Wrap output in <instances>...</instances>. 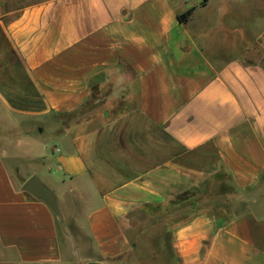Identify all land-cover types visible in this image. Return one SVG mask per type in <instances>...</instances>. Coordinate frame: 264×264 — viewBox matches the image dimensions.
Here are the masks:
<instances>
[{"label":"crops","instance_id":"1","mask_svg":"<svg viewBox=\"0 0 264 264\" xmlns=\"http://www.w3.org/2000/svg\"><path fill=\"white\" fill-rule=\"evenodd\" d=\"M2 126L0 264H136L184 196L173 264H264V0H0ZM32 176L94 257L21 190Z\"/></svg>","mask_w":264,"mask_h":264},{"label":"rangeland","instance_id":"2","mask_svg":"<svg viewBox=\"0 0 264 264\" xmlns=\"http://www.w3.org/2000/svg\"><path fill=\"white\" fill-rule=\"evenodd\" d=\"M225 32V39L228 40L227 42H232V39L234 38L231 35V32L229 33L228 30H224L223 32L220 30H216L212 32L211 36V51L212 53H215L216 55H220V57L227 59L229 55L232 53L233 49L231 48H225V49H216V52H214V44L219 42L220 38L222 37V33ZM246 40H252L254 38V34L252 32H245ZM238 43H242L241 41H238ZM226 46V44H225ZM230 47V46H229ZM244 47V45H238L236 46V49H241ZM252 49H249V51ZM257 49H254L251 51V56L258 55ZM233 54V53H232ZM231 54V55H232ZM93 100L86 106H84L81 110H79L77 113L73 114L68 119H65V123L69 124L77 120V118H85L87 116H90L94 113L95 106L93 105ZM121 109H124V106L120 107ZM122 111V110H119ZM118 111V112H119ZM11 127L8 125L4 127V131L6 129H10ZM3 129V126L2 128ZM16 163L21 165V174L24 175V177L30 173V171L35 170V165L33 162H31L28 158L27 159H20L19 161H16ZM133 175V174H132ZM130 175H128L129 177ZM192 201L186 199V196L182 197L180 201H176L175 205L167 207L165 213L159 215L158 222L153 221V223L146 225L144 224L142 228V231L144 230H150V234H146L142 238H140L137 241L138 247L141 249V252L138 256L135 257L134 261L136 264H173L171 253H170V232H169V225L175 221L177 218L184 219L187 215V212H189L192 209ZM181 216V217H180ZM74 217L77 219V222L73 223L72 221H68V223H62L63 230L61 229V232L67 236H71V242L79 248H84L86 250V255L88 257H94L91 254V244L88 238L82 235L80 227L81 223L78 222L81 219L80 214H75ZM61 233V236H62ZM69 235H68V234ZM63 238V236H62Z\"/></svg>","mask_w":264,"mask_h":264},{"label":"water","instance_id":"3","mask_svg":"<svg viewBox=\"0 0 264 264\" xmlns=\"http://www.w3.org/2000/svg\"><path fill=\"white\" fill-rule=\"evenodd\" d=\"M21 190L33 195L34 197L42 200L55 214L58 219L59 226L63 230V215L60 212L56 199L50 189H48L37 176H32L27 179L21 186Z\"/></svg>","mask_w":264,"mask_h":264},{"label":"trees","instance_id":"4","mask_svg":"<svg viewBox=\"0 0 264 264\" xmlns=\"http://www.w3.org/2000/svg\"><path fill=\"white\" fill-rule=\"evenodd\" d=\"M201 5H203V3ZM192 12H193V8L185 11L182 14L177 15L176 19H177L178 23L179 24H186L188 22V20L190 19Z\"/></svg>","mask_w":264,"mask_h":264}]
</instances>
